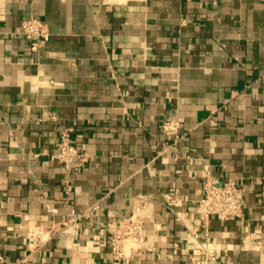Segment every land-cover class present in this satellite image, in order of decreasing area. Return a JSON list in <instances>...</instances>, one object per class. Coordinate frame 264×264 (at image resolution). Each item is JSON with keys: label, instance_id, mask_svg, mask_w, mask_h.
Listing matches in <instances>:
<instances>
[{"label": "crops", "instance_id": "obj_1", "mask_svg": "<svg viewBox=\"0 0 264 264\" xmlns=\"http://www.w3.org/2000/svg\"><path fill=\"white\" fill-rule=\"evenodd\" d=\"M207 179L240 216H201ZM0 264H264V0H0Z\"/></svg>", "mask_w": 264, "mask_h": 264}, {"label": "built area", "instance_id": "obj_2", "mask_svg": "<svg viewBox=\"0 0 264 264\" xmlns=\"http://www.w3.org/2000/svg\"><path fill=\"white\" fill-rule=\"evenodd\" d=\"M20 33L31 41V49L37 50L48 34L47 25L39 19H24L20 25ZM179 120H168L162 124V132L167 137L178 139ZM72 128L61 130L57 150L51 157L60 161L66 169L75 164L79 157V148L71 142ZM244 187L237 181H224L216 184L207 179L204 193L200 200L201 216L207 218L211 215L222 219H229L241 215L244 207ZM126 239L132 242L143 240L141 218L135 214L113 232L110 243L115 257L123 256L122 244Z\"/></svg>", "mask_w": 264, "mask_h": 264}]
</instances>
